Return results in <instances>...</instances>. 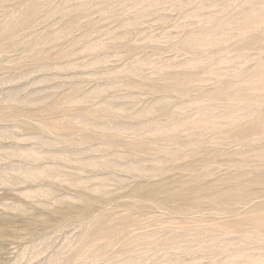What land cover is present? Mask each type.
Segmentation results:
<instances>
[{
  "label": "rangeland",
  "instance_id": "374dc122",
  "mask_svg": "<svg viewBox=\"0 0 264 264\" xmlns=\"http://www.w3.org/2000/svg\"><path fill=\"white\" fill-rule=\"evenodd\" d=\"M263 79L264 0H0V264H264Z\"/></svg>",
  "mask_w": 264,
  "mask_h": 264
},
{
  "label": "bare ground",
  "instance_id": "6f19581e",
  "mask_svg": "<svg viewBox=\"0 0 264 264\" xmlns=\"http://www.w3.org/2000/svg\"><path fill=\"white\" fill-rule=\"evenodd\" d=\"M260 71V70H259ZM262 73V72H261ZM256 74V73H255ZM257 74H258V72H257ZM261 75V74H260ZM258 76V75H257ZM262 76V75H261ZM261 76H259L257 79H256V81H259V80H261L262 79V77ZM255 78H256V76H254ZM250 80H252V79H250ZM263 81H264V79H263ZM262 84V83H261ZM260 85V84H259ZM258 85V86H259ZM262 87V86H261ZM223 197H240V195L238 194V193H236V192H234V191H229V192H226L225 194H222V193H220ZM241 198V197H240ZM216 200V199H215ZM252 222H254V223H256V224H259V225H264V218H262V217H260V216H254V217H252L251 219H250Z\"/></svg>",
  "mask_w": 264,
  "mask_h": 264
}]
</instances>
